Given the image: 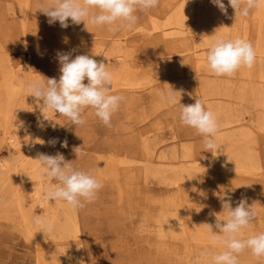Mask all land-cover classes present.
<instances>
[{"label":"rangeland","instance_id":"rangeland-1","mask_svg":"<svg viewBox=\"0 0 264 264\" xmlns=\"http://www.w3.org/2000/svg\"><path fill=\"white\" fill-rule=\"evenodd\" d=\"M203 1H206L212 7H217L211 3V0ZM167 2L168 0H159L156 8L148 12L138 11L136 13L138 16L137 23L131 29H121L113 25L114 30L110 31L107 26L93 27L90 24L85 25L83 22L74 25L69 20L70 26L67 30L60 31L62 27L58 21L50 25L48 17L36 9L37 0H0V65H14L18 69L19 78H26L27 81L40 75L45 78L59 79L58 52H71L72 58H75L76 55H89L97 62H100L99 58L106 53L108 55L107 66L110 71L116 73L122 65H129L128 68L136 70L138 77L141 78L145 73H153L156 68H161V65H159L161 64L159 60L161 52L167 50L170 56L167 60L169 63L179 57V49L165 48L159 37L162 31L154 29L155 27L162 28L165 20L167 23V12L164 8V3ZM223 3L228 9L227 21L229 24L233 23L230 25V30L233 32L238 22L237 24L240 26L238 27V29L240 28L239 35L252 43L255 53L258 45H262L264 51V42L258 40L259 28L258 21L255 19L256 9L251 10L247 17L235 16V11L228 4V0H223ZM232 16H234V19ZM190 27L189 41L191 45L197 47L200 53H205L207 49L201 46L204 37L198 35L196 23L192 22ZM163 29H168V27ZM96 51L100 53L99 56H96ZM183 72L193 76L195 68L190 65H183ZM211 74L205 76L200 73L199 75L205 76L204 80L215 81V78H217L219 82L216 79V83L218 82L222 88L230 79V76L223 77ZM236 74H238V71ZM168 76L169 82L167 80L166 82L169 84L165 81L151 82L144 89H136L133 92L122 86H114L113 79L112 86L109 89L110 93L120 94L125 97V100L121 103L119 110L113 114L110 127L102 124L94 115L93 109L86 108L82 114L87 121L85 125H72L66 117L56 113L51 118L53 134L49 130L50 127L46 128L50 140H56L54 144L56 153L63 154L67 161H72L74 166L78 168L93 170L103 183V188L99 191L94 202L86 204L83 208L73 209L62 201L60 207V221H63L69 213L74 214L77 218L81 237H79V241L82 251H84L85 264H187L184 260L186 250L183 242L170 240L165 242V246L162 248L148 234V231L157 229L158 224L155 221L159 219L158 215L160 216L162 212L160 206L163 207L170 200L169 196L171 197L175 193V189L166 187L153 178H149V180L138 178L135 176L136 172L134 171H132L133 175H122L125 166H130L133 170L136 166L143 165L141 163L143 161L142 156L139 154L129 156L126 153V150L133 152V149L139 148L140 141L136 136L142 131L149 138V141L157 144V150L162 149L169 155L174 149L180 153L181 145H189L188 147H191L193 156L195 158L204 157L206 162L213 154L210 151L203 150L202 137L196 135L194 129L180 123L178 106L165 105L163 108L164 103L160 102V94L169 90L171 83H173L172 85L178 87L174 88L175 86H172V88L181 92L180 102L184 105L194 104L195 98L203 93V89L200 90L202 88L200 81H197L200 84L197 83V91H190L187 88L190 89L191 85L192 89V81L190 80L192 78L187 80L189 83L186 80L181 81V86V84H175L177 82L175 81V75L170 74ZM84 83H87V80ZM224 89L226 90V88ZM225 90L221 92L225 93ZM218 98L223 97L218 96ZM225 98L222 99V103L225 101L231 103V106L227 105L228 110L230 109L228 113L231 112L233 115L238 116L246 124L254 120L257 117L256 114L261 110L252 105L251 101L239 103L233 101V99L228 101ZM234 107L238 109H234ZM231 108L234 110H231ZM30 120L36 121L33 110H31ZM23 130L18 131L20 136L25 134L22 132ZM259 136L258 146L255 147H257V150L259 148L261 150V163L264 167V133L259 134ZM64 141L67 142V147L61 146ZM196 143L198 144L196 145ZM0 144V160L2 158L7 159L12 151H10L11 149H9L6 142L4 144L0 142ZM78 147L83 155L77 159L74 150ZM169 155L168 157H171ZM110 156L115 158L127 156V160L131 163L126 164L124 167L118 165V173H121L119 178L112 177L109 174L110 170L106 168L105 158H110ZM174 162L175 160L172 163ZM231 176L227 177L225 174L220 173L218 181H230L229 177ZM201 177V180L205 181L207 175L202 174ZM23 184L29 190L32 189L31 179H25ZM1 199H4V197L2 196ZM54 202L56 201H50L52 205H55ZM40 213L41 211L38 214ZM22 232L18 226L17 217L16 220L7 221V223L6 220H0V264H78V262H81L77 254V246L71 244L72 239L62 238L55 229L51 233H43V244L38 242V249L35 248L36 246L33 243L26 240ZM247 253L248 251H245L240 255V263L249 256Z\"/></svg>","mask_w":264,"mask_h":264},{"label":"bare ground","instance_id":"bare-ground-1","mask_svg":"<svg viewBox=\"0 0 264 264\" xmlns=\"http://www.w3.org/2000/svg\"><path fill=\"white\" fill-rule=\"evenodd\" d=\"M164 5L167 12V23L165 20L163 23L166 24H163L162 28L155 27L154 29L162 31L159 37L165 48L179 49V57L169 63L167 62L169 56L167 50L161 52L159 59L161 68H154L156 71L145 73L141 78L138 77L136 70L128 68L129 65H122L116 73H113L114 86H122L133 92L136 89H144L151 82H166V80L168 81V75L173 74L176 76V80H174L177 82L175 84H181V86L182 82H184L183 80L187 81L192 78L190 79L192 83L189 80L192 84V89L190 85V89L187 88V90L195 91L199 80L202 85L200 90L203 89V93L200 91L202 95L198 97L203 101L206 108H210L216 114L218 119L217 144L220 149L217 152L214 151L207 162L204 157L195 158L191 147H188L189 145H181L180 153L174 149L169 155L162 149L157 150V144L149 141V138L142 131L136 136L140 141L139 148L133 149V152L126 150V153L129 156L132 154L142 156L143 161L141 163L143 165L140 167L136 166L132 170L130 166H125L126 164H131L127 160V156L122 158L110 156V158H105L106 168L110 170L109 174L112 177L119 178L121 173H118V165H123L125 169H123L122 175H133L132 171H134L136 172L135 176L138 178H143L144 180L153 178L162 185L175 189V193L171 197L169 196L170 200L163 207L160 206L162 212L160 216L158 215L159 219L155 221L158 224V227L156 226L157 229L148 231V234L162 248H164L165 242L170 240L183 242L186 250L184 260L187 264H197V261H199V264H206L200 258V253L205 250L217 251L218 248L210 240L204 223L212 224L213 231H218L214 226L216 216L213 213H220L221 216L225 214L218 199L219 195L224 193L231 195L233 208L242 196L246 197L250 205L254 204L257 210V218L251 228L244 230L245 235L264 232V167L261 163V150L260 148L257 150V147H255L258 146L259 134L264 133V51L262 45H258L256 51L257 59L253 66L251 68H241L238 74L235 73L230 76L223 88L215 76V81L204 80L203 78L206 75L211 74L206 67L207 51L200 53L197 47L191 45L189 41L190 24L192 22L196 23L198 35L200 34L204 37L201 46L208 49L213 36H226L229 38L240 36L238 22L236 23L237 27L235 28L234 26L235 29L232 32L230 25L233 23H228L227 15H224L217 7H212L203 0H168ZM255 17L259 28L258 40L264 42V7L256 9ZM232 18L234 19V16ZM166 27L168 29H163ZM67 28H61L60 31H65ZM99 55L100 53L96 51V56ZM99 60L107 65L108 55L106 53L104 56L101 55ZM183 65H190L195 68V73L193 76L191 75L192 77L188 73L183 72ZM200 73L205 76L202 77V75H199ZM234 76L237 78H232ZM216 79L218 80L217 83ZM186 81L185 83L188 82ZM27 82L26 78H19L18 69L14 65H0V136H2L0 142L2 144L6 142L9 149H11L10 151H12L10 157L0 160V220H6L7 223V221L16 220L17 217L18 226L23 231L22 233L26 240L33 243L36 246L35 248L38 249V242L43 244L44 234L43 232H38V229L33 224V217L35 215L48 216L54 223V229L62 238L72 239L71 244L77 246L76 250L82 262L81 264H85L84 251H82L79 241L80 228L76 216L69 213L63 221H60L59 212L62 201H56L54 202L55 205H52L50 201L43 202L41 197L44 187L52 183V181L41 175L37 162L33 159L38 158L39 153L56 154L55 146L49 143L51 140L49 133L46 131V128L50 127L49 130L53 134L51 118L55 113L51 110L42 112V101H37L36 98L27 95ZM172 84L170 87L175 86ZM222 90L226 92L222 93ZM186 94L188 95V93ZM218 96L226 97L228 101L233 99V101H238L239 103L251 101L252 105L262 111L260 110L256 114L257 117L246 124L238 116L233 115L231 112L228 113L230 109L228 110L227 105L231 106V103L226 101L222 103L223 98L220 99ZM165 105H163V108ZM232 108L231 110H234L236 107ZM31 110H33L36 121L30 120ZM150 113L148 114L149 116ZM22 127H26V129L23 130ZM19 130H23L25 134L20 136ZM2 139L5 141L4 143ZM168 155L171 157H168ZM171 159L175 160V162L172 163ZM132 162L134 163V161ZM220 173L225 174L227 177L232 175L229 177L230 181H218ZM202 174L207 175L205 181L201 180ZM27 178L31 179L32 182V189L30 190L23 184ZM2 196L4 199H1ZM39 211H41L40 214H38ZM247 254L249 256L243 259L240 264H264V258L258 260L252 256L250 251ZM180 261L182 262V259Z\"/></svg>","mask_w":264,"mask_h":264},{"label":"clouds","instance_id":"clouds-1","mask_svg":"<svg viewBox=\"0 0 264 264\" xmlns=\"http://www.w3.org/2000/svg\"><path fill=\"white\" fill-rule=\"evenodd\" d=\"M224 15L228 9L223 0H211ZM159 0H37L36 9L48 17V23L59 22L62 28L69 27V20L74 25L82 22L93 27L107 26L114 30L113 25L121 29H131L137 23L136 13L148 12L156 8ZM235 11V16L247 17L251 10L264 7V0H228ZM255 49L252 43L242 37L229 38L213 36L207 52L206 67L217 76H232L241 68H251L255 62ZM60 64V76L45 78L40 75L26 84L27 95L42 101L41 110H51L66 117L70 124L83 126L87 123L82 115L86 108L94 110V115L105 126H111L113 114L119 110L125 100L120 94H112L114 74L104 62H97L89 55H76L71 52L57 53ZM87 80V83L84 81ZM160 100L166 105L178 106V117L182 125L194 129L195 134L202 137L203 150L217 152L219 129L216 114L206 108L203 101L195 98L194 104L184 105L181 92L172 87L160 94ZM54 145L56 140L49 141ZM67 147L64 141L61 145ZM77 159L83 155L81 149L75 148ZM37 162L42 176L53 183L47 184L41 197L43 202L63 201L73 209L85 207L94 202L103 188L102 181L94 171L84 170L67 161L63 154L55 155L39 153ZM223 216L215 214L213 225L204 223L209 238L218 248L217 251L205 250L200 258L206 264H240L239 257L250 251L256 259L264 258V232L245 235V229L251 228L257 218L254 204L250 205L246 197H241L232 207L231 195H219ZM33 224L38 232L44 234L54 230V223L46 215H35ZM81 264V262H78ZM199 264V261H197Z\"/></svg>","mask_w":264,"mask_h":264},{"label":"built area","instance_id":"built-area-1","mask_svg":"<svg viewBox=\"0 0 264 264\" xmlns=\"http://www.w3.org/2000/svg\"><path fill=\"white\" fill-rule=\"evenodd\" d=\"M22 128H24V129H26V127H22ZM23 132V131H22ZM25 133V132H24Z\"/></svg>","mask_w":264,"mask_h":264}]
</instances>
